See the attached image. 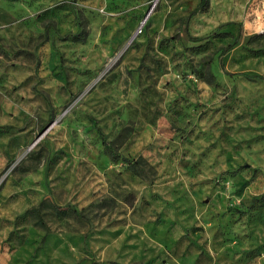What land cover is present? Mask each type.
<instances>
[{"label":"rangeland","instance_id":"obj_1","mask_svg":"<svg viewBox=\"0 0 264 264\" xmlns=\"http://www.w3.org/2000/svg\"><path fill=\"white\" fill-rule=\"evenodd\" d=\"M262 32L264 0H0V264H264Z\"/></svg>","mask_w":264,"mask_h":264},{"label":"trees","instance_id":"obj_2","mask_svg":"<svg viewBox=\"0 0 264 264\" xmlns=\"http://www.w3.org/2000/svg\"><path fill=\"white\" fill-rule=\"evenodd\" d=\"M240 76H243L244 78L247 79H261V76L259 75H255V76H251V75H246V74H239ZM206 81L207 82H212V76L211 74L207 73L206 74ZM102 144H103V148L104 150L112 157V158H117L118 155L112 150L111 145L109 142H106L105 138L102 139Z\"/></svg>","mask_w":264,"mask_h":264},{"label":"water","instance_id":"obj_3","mask_svg":"<svg viewBox=\"0 0 264 264\" xmlns=\"http://www.w3.org/2000/svg\"><path fill=\"white\" fill-rule=\"evenodd\" d=\"M262 33H264V32H262Z\"/></svg>","mask_w":264,"mask_h":264}]
</instances>
